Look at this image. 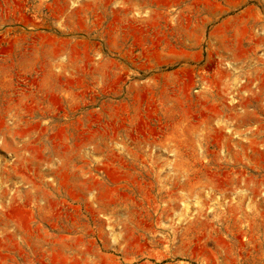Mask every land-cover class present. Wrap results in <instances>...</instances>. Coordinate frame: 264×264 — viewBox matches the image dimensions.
<instances>
[{"label":"rangeland","instance_id":"374dc122","mask_svg":"<svg viewBox=\"0 0 264 264\" xmlns=\"http://www.w3.org/2000/svg\"><path fill=\"white\" fill-rule=\"evenodd\" d=\"M0 264H264V0H0Z\"/></svg>","mask_w":264,"mask_h":264}]
</instances>
